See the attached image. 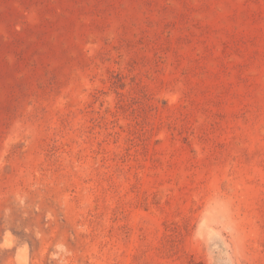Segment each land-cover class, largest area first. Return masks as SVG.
Returning a JSON list of instances; mask_svg holds the SVG:
<instances>
[{"label": "rangeland", "instance_id": "obj_1", "mask_svg": "<svg viewBox=\"0 0 264 264\" xmlns=\"http://www.w3.org/2000/svg\"><path fill=\"white\" fill-rule=\"evenodd\" d=\"M0 264H264V0H0Z\"/></svg>", "mask_w": 264, "mask_h": 264}]
</instances>
